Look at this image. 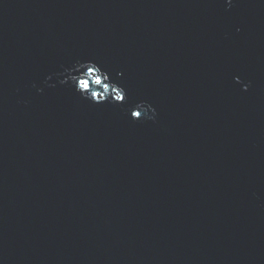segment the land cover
I'll return each mask as SVG.
<instances>
[{"label": "water", "instance_id": "95a60500", "mask_svg": "<svg viewBox=\"0 0 264 264\" xmlns=\"http://www.w3.org/2000/svg\"><path fill=\"white\" fill-rule=\"evenodd\" d=\"M0 264H264V0H0Z\"/></svg>", "mask_w": 264, "mask_h": 264}, {"label": "clouds", "instance_id": "9594fccd", "mask_svg": "<svg viewBox=\"0 0 264 264\" xmlns=\"http://www.w3.org/2000/svg\"><path fill=\"white\" fill-rule=\"evenodd\" d=\"M228 3L231 4V0H228ZM65 72L68 75L61 83L70 80L78 93L94 103H102L109 96L115 102L125 99L126 90L111 81L109 73L93 61H77L73 68L65 69ZM73 73H78V75ZM235 79L240 82L239 77ZM247 87L248 85H244L243 90L246 91ZM149 111H151V115H149ZM130 113L132 119L153 120L155 118V109L151 105L146 106L144 102L132 106Z\"/></svg>", "mask_w": 264, "mask_h": 264}]
</instances>
